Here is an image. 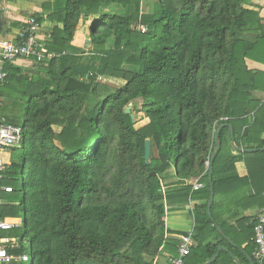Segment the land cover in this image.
<instances>
[{
    "label": "trees",
    "instance_id": "16d2710c",
    "mask_svg": "<svg viewBox=\"0 0 264 264\" xmlns=\"http://www.w3.org/2000/svg\"><path fill=\"white\" fill-rule=\"evenodd\" d=\"M143 1L152 2L153 14L141 15ZM112 3L123 12L105 11ZM248 6L252 0L41 3L33 17L50 34L44 52L55 56L29 73L7 62L0 83V116L22 129V163L11 160L1 184L12 191L0 192V218L14 217L18 208L24 218L23 231L0 234L19 239L12 253H21L19 243L28 238L31 264H154L168 248V204L189 198L203 202L192 206L196 246L184 264L198 263L202 247L210 257L216 246H202L216 232L206 211L208 161L222 123L231 124L235 145L248 150L234 149L229 128H221L212 162L215 197L219 186L236 183L252 190L244 211L264 206V101L251 95L264 91V70L247 63L264 64V23ZM79 23L88 26L86 34ZM99 77L123 84L104 85ZM137 98L142 125L123 111ZM240 161L245 176L223 175ZM23 166L19 197L12 181ZM194 177L202 189L186 183ZM254 224L245 236L252 249Z\"/></svg>",
    "mask_w": 264,
    "mask_h": 264
},
{
    "label": "crops",
    "instance_id": "0c3cea01",
    "mask_svg": "<svg viewBox=\"0 0 264 264\" xmlns=\"http://www.w3.org/2000/svg\"><path fill=\"white\" fill-rule=\"evenodd\" d=\"M41 0H0V33L6 39L15 40L18 31L25 25L26 18L32 16L36 12L41 11ZM253 6H248L259 11V15L264 23V0H252ZM79 25V24H78ZM80 26V25H79ZM79 26H77L78 31ZM83 30L88 32L87 25H81ZM83 32V31H80ZM86 32V33H87ZM246 38L254 39V34H244ZM42 42L50 37L49 33L41 29ZM87 39V37H86ZM85 39V41H86ZM84 47H88V45ZM44 58L38 60L34 57L30 58H18L12 63L19 67L23 72H27L31 68H34L37 62H42L43 60L50 59L47 57L43 50ZM50 54V53H49ZM34 63V64H33ZM248 66L250 68L264 70V64L257 62L248 61ZM44 65V64H43ZM32 71V69H31ZM29 73V72H27ZM252 98L263 102L264 101V91L263 90H253L251 92ZM235 174L238 177H243L247 174L246 167L243 162H236L232 170L224 172L223 175ZM198 177L190 178L186 180V183L193 185L194 181ZM203 183V182H202ZM238 184L234 185H222L219 186L218 195L213 197L216 200L214 210V218L211 214V221H214L216 227V232L212 236L208 237L202 244L205 245H215L213 254L208 257L206 249L202 247L200 254L195 255L200 261L196 264H252L253 261L252 252L254 248L251 247L253 244L248 245L245 240V236L249 234V228H246L250 224V219L255 220L256 216L259 214L263 207L254 206L248 211H244L242 205L246 203V197L250 196L252 193L251 189L241 190L238 188ZM193 189V186H192ZM202 189V188H200ZM199 190V189H196ZM209 198V197H208ZM208 201V200H207ZM203 200H174L171 204H168V213L166 216V228L168 232L166 234L169 242L167 243L168 248L162 247L161 253L154 257V264H170L171 258L177 255L179 246V237L187 233H192L193 238V227L194 219L192 215V206L196 203H202ZM212 206V205H211ZM207 211V208H206ZM211 212V208H210ZM208 215V214H207ZM248 215L249 219L246 222L240 220L242 217ZM217 221H216V220ZM223 228H222V226ZM20 228V227H18ZM220 228V229H219ZM254 234V228L252 230ZM194 239V238H193ZM250 241L251 238H250ZM175 243V244H174ZM178 243V245H177ZM176 245L177 248L173 246ZM175 246V247H176ZM195 247V246H194ZM192 247V248H194ZM191 248V249H192ZM22 249V248H21ZM23 251V249H22ZM191 251V250H190ZM187 259H190L189 257ZM185 258V260H187Z\"/></svg>",
    "mask_w": 264,
    "mask_h": 264
},
{
    "label": "built area",
    "instance_id": "2783aa9c",
    "mask_svg": "<svg viewBox=\"0 0 264 264\" xmlns=\"http://www.w3.org/2000/svg\"><path fill=\"white\" fill-rule=\"evenodd\" d=\"M27 1V0H25ZM1 19V11H0ZM141 26V30L145 27ZM55 53L47 55L48 58L54 57ZM34 57L38 60L44 58L43 42L41 37L40 22L35 17L26 18L25 25L18 31L15 40L6 39L0 33V83L5 77L4 65L13 62L18 58ZM227 118L224 117V120ZM22 129L5 122L0 116V192L9 193L12 187L1 184L6 177L5 173L10 165V151L21 142ZM193 190L203 188L204 184L199 177L193 183ZM254 235L251 240L255 244L252 252L254 264H264V208L261 209L255 218ZM250 223L253 219H250ZM20 227L17 218H0V234L12 228ZM19 239L15 236L0 235V264H10L13 262L27 263L29 256L26 250L21 253H12L16 249ZM196 246V241L192 238V233H187L179 237L178 253L171 258L170 264H184L186 256L192 247Z\"/></svg>",
    "mask_w": 264,
    "mask_h": 264
},
{
    "label": "rangeland",
    "instance_id": "374dc122",
    "mask_svg": "<svg viewBox=\"0 0 264 264\" xmlns=\"http://www.w3.org/2000/svg\"><path fill=\"white\" fill-rule=\"evenodd\" d=\"M44 0H41V2H43ZM38 5H40V3ZM105 11H108L110 13H116V14H119V13H122L123 10L116 4V3H112L110 4L109 6L105 7ZM155 11L154 7H153V4L152 2H147V1H143L141 2V12L142 13L141 15L144 16L146 14H153ZM80 25V26H79ZM79 30L80 31H83V33L86 34V30H83L84 28L81 27V25H86V24H81L79 23ZM136 28L137 29H142L140 24H136ZM107 47H112V42L111 41H108L107 42ZM34 64V63H33ZM38 66V64L36 63L34 68H31L32 70L36 69V67ZM31 69L30 71L29 70H26L27 72H31ZM25 72V73H27ZM99 81H101V83H103L104 85H111V86H114V87H117L119 85H122L123 84V81L122 80H119V79H116V78H106V77H99L98 79ZM129 105H130V110L132 113H134L135 115V122L138 123V125H142L145 123V113L143 112L142 108H141V105H142V100L140 98H137V99H134V101H131L129 102ZM26 104L24 103V106H22V108H25ZM15 118H16V121L19 125L22 124L23 122V112L21 115H19V112L17 111L15 113ZM60 126H56L55 127V130L56 131H59L60 130ZM23 152V149L21 148V145L20 143L17 144V145H14V149L12 151H10V155H9V160L11 161H19L20 163H22V158H21V154ZM26 171V167L23 166V172L19 174V181L17 182L16 180L15 181H12V185L15 187V189L17 190V188L19 189L20 188V191H16L15 192V196H21L22 195V180H23V176H24V173ZM11 199L9 197H6V198H3V201L4 202H8L10 201ZM14 218H17V220L19 221L20 223V230L17 231H13L15 233H19L20 231H23V228H24V218H23V213L22 211L18 208V211H16V213L14 214ZM152 217V216H151ZM21 244V247L23 250H26L27 253H28V256H29V261H27L26 264H31V257H30V249H29V239L28 238H25L23 239L22 241H20Z\"/></svg>",
    "mask_w": 264,
    "mask_h": 264
},
{
    "label": "water",
    "instance_id": "95a60500",
    "mask_svg": "<svg viewBox=\"0 0 264 264\" xmlns=\"http://www.w3.org/2000/svg\"><path fill=\"white\" fill-rule=\"evenodd\" d=\"M88 44H89V41H88V39H86L85 46ZM123 111H124V113L129 114V116L133 122L135 121V115H134V113H132L130 111V105L129 104L124 108ZM224 126H227L229 128L230 138H231L230 143H231L232 147L238 151L248 150V149H242V148L237 147L235 145L231 124L222 123L221 125H219V127L217 128L215 135H214L215 148H214V151L210 154L209 161H208L209 198L207 201V214L210 218H211L210 208H211L212 200L214 197V188H213V183H212V162H213L215 156L217 155V153L219 151L220 144H219V136L218 135H219L221 128ZM150 157H151L150 141H149V139H145V141H144V161L146 164L150 163ZM251 262H252V264H254L253 261H251Z\"/></svg>",
    "mask_w": 264,
    "mask_h": 264
}]
</instances>
